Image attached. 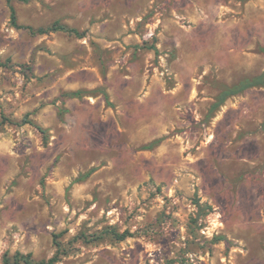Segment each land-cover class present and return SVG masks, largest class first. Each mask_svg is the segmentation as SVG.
Listing matches in <instances>:
<instances>
[{"label":"rangeland","instance_id":"obj_1","mask_svg":"<svg viewBox=\"0 0 264 264\" xmlns=\"http://www.w3.org/2000/svg\"><path fill=\"white\" fill-rule=\"evenodd\" d=\"M12 6L83 38L15 29L0 0V264H264V88L210 111L264 73V0ZM118 81L162 83L163 112L133 95L105 114L91 97Z\"/></svg>","mask_w":264,"mask_h":264},{"label":"trees","instance_id":"obj_2","mask_svg":"<svg viewBox=\"0 0 264 264\" xmlns=\"http://www.w3.org/2000/svg\"><path fill=\"white\" fill-rule=\"evenodd\" d=\"M13 1L20 2V3H29L31 0H6L8 6H9V10H10V23H11V26L13 28H15V29H21V28L26 29L30 32V34H32L34 36L46 35L50 32L64 31V32L69 33V34H73L74 36H76L79 39L83 38V35L79 34L76 30L69 29V28L64 27V26L53 25V26L48 27V28H40V29H33L32 27L19 26L17 23L16 10L12 6ZM253 87L264 88V73H262L261 75H259L257 77L251 78V79H245L233 87L225 88L224 90H222L220 92V94L218 95L216 102L213 105H211L210 111L212 113L218 111L223 106V104L225 103V101L229 97L234 96L238 93L243 92L246 89L253 88ZM81 96H82L81 91L70 92V93H67L64 95V97L68 98V99H79ZM61 114H62V112H60V116H61ZM22 124H28L31 126H35L37 128V130H39L42 134H44L43 129H41L39 126L35 125L33 123V121H30L27 118H24L22 120ZM92 172L93 171H89L88 173L83 175L80 178V180H84V179L88 178L92 174ZM115 237L117 238L118 241H123L125 238L130 237V235H128V233H123L121 235L116 234ZM223 240L224 239L222 237H214L213 238V242H221ZM56 246H57V244H56ZM57 262H58V255L57 254H55L52 258H50L47 261H36L32 258V256L30 254L23 255V254L18 253V252H16L10 258L8 257V255H4V258H3V264H56Z\"/></svg>","mask_w":264,"mask_h":264},{"label":"crops","instance_id":"obj_3","mask_svg":"<svg viewBox=\"0 0 264 264\" xmlns=\"http://www.w3.org/2000/svg\"><path fill=\"white\" fill-rule=\"evenodd\" d=\"M106 86V89H102V91L98 93L99 96H93L91 98H96V102L99 103L100 107L104 108L105 114L107 115L111 111L113 113L112 109H117L116 114H125V104H119L117 107H115L112 103L115 101L122 102L126 99H129L133 95L137 96L139 104H144V106H146V108L150 112H163V110L159 108V106L160 103H163L165 101L164 87L162 83L158 81L136 84H130L125 81H118V83H116L115 85L106 84ZM84 95L87 96V94ZM100 96L102 97V100ZM81 98L83 97L81 96ZM73 100L75 99L67 98L66 100L63 98L60 101H64L65 104L68 105Z\"/></svg>","mask_w":264,"mask_h":264},{"label":"built area","instance_id":"obj_4","mask_svg":"<svg viewBox=\"0 0 264 264\" xmlns=\"http://www.w3.org/2000/svg\"><path fill=\"white\" fill-rule=\"evenodd\" d=\"M153 36H154L153 30L149 29V32L145 35L144 38H145V40H151Z\"/></svg>","mask_w":264,"mask_h":264}]
</instances>
